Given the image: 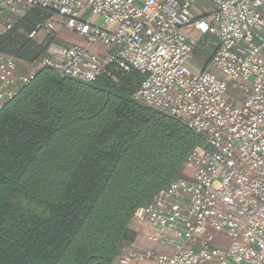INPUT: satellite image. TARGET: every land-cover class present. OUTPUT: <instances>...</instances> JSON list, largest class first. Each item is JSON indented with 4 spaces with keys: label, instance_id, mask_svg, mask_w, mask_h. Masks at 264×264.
Returning a JSON list of instances; mask_svg holds the SVG:
<instances>
[{
    "label": "built area",
    "instance_id": "1",
    "mask_svg": "<svg viewBox=\"0 0 264 264\" xmlns=\"http://www.w3.org/2000/svg\"><path fill=\"white\" fill-rule=\"evenodd\" d=\"M34 7L49 11L29 33L44 56L0 51V108L40 69L89 83L110 67L143 75L132 97L204 137L133 214L172 250L131 243L114 264H264V0H0V36Z\"/></svg>",
    "mask_w": 264,
    "mask_h": 264
},
{
    "label": "trees",
    "instance_id": "2",
    "mask_svg": "<svg viewBox=\"0 0 264 264\" xmlns=\"http://www.w3.org/2000/svg\"><path fill=\"white\" fill-rule=\"evenodd\" d=\"M47 14L30 9L0 51L44 56L45 34L29 33ZM52 72L0 108V264H114L136 237L129 218L175 179L194 135L132 97L137 72L109 67L89 83Z\"/></svg>",
    "mask_w": 264,
    "mask_h": 264
},
{
    "label": "rangeland",
    "instance_id": "3",
    "mask_svg": "<svg viewBox=\"0 0 264 264\" xmlns=\"http://www.w3.org/2000/svg\"><path fill=\"white\" fill-rule=\"evenodd\" d=\"M60 37L62 38V37H65V34L63 33V32H60ZM65 40H66V37L64 38ZM42 46V45H41ZM40 46V47H41ZM39 47V48H40ZM44 47V46H43ZM42 52H43V49L41 48V50H37L36 51V54H42ZM208 59V56L206 57H204V56H200L199 54H197V55H195V60L198 62V63H200V62H203V63H205L206 62V60ZM52 74L55 76V77H62L61 75H57L56 74V72H52ZM110 77V76H109ZM234 89H233V87L230 85V87L228 88V90L224 93V98L228 101V102H236L237 100H236V98L233 96L234 94L236 95V92H234L233 91ZM237 97V96H236ZM148 107V106H147ZM148 108H150L151 110H154V111H157L156 109H153L152 107H148ZM157 112H159V111H157ZM193 135H194V146L192 147V148H190L187 152H190V151H192L195 147H198V146H200V145H202V143L204 142V137H203V135H201V134H199V133H196V132H194V131H190ZM39 134H41V131H40V133ZM38 134V135H39ZM187 152L185 153V155L187 154ZM188 155V154H187ZM186 155V156H187ZM185 159V158H184ZM177 174L175 175V177H177V176H180V175H183L184 173H186V167H185V162L184 161H182V164L179 166V168H178V170H177V172H176ZM174 177V178H175ZM135 222H134V220H133V215H132V217L131 218H129V220H128V222H127V224H126V227H127V229H128V231L129 232H131V231H134V232H136L135 231Z\"/></svg>",
    "mask_w": 264,
    "mask_h": 264
},
{
    "label": "crops",
    "instance_id": "4",
    "mask_svg": "<svg viewBox=\"0 0 264 264\" xmlns=\"http://www.w3.org/2000/svg\"><path fill=\"white\" fill-rule=\"evenodd\" d=\"M65 34V37H66V40L64 39L65 37H60L61 40L65 41V42H69V43H76V44H83L84 41L82 40V38L74 35V34H71L69 32H66L64 31L63 32ZM42 44H44L46 42V37L41 41ZM135 225V233H136V237H135V240H134V243L140 247V248H150V249H153L154 251H157V252H170L172 250L171 247H164V246H160L158 244H155V243H152L150 241L147 240L146 238V232H145V227L144 225H137V224H134ZM222 240H220V238H218L216 240V244L219 245V244H222V245H227L228 244V240L226 238H222ZM149 264H152V263H149Z\"/></svg>",
    "mask_w": 264,
    "mask_h": 264
}]
</instances>
